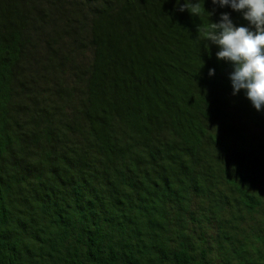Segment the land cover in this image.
<instances>
[{
	"label": "trees",
	"instance_id": "obj_1",
	"mask_svg": "<svg viewBox=\"0 0 264 264\" xmlns=\"http://www.w3.org/2000/svg\"><path fill=\"white\" fill-rule=\"evenodd\" d=\"M192 2L0 0V264H264V108L204 39L248 21Z\"/></svg>",
	"mask_w": 264,
	"mask_h": 264
},
{
	"label": "clouds",
	"instance_id": "obj_2",
	"mask_svg": "<svg viewBox=\"0 0 264 264\" xmlns=\"http://www.w3.org/2000/svg\"><path fill=\"white\" fill-rule=\"evenodd\" d=\"M213 4L230 5L234 10H242L248 26H236L228 13H221L219 22H211L205 29V37L218 46L217 59L231 63L229 73L233 94L245 90L252 106L260 111L264 108V0H212ZM179 3V0H177ZM202 8L198 2L180 4L179 10L187 9L199 16ZM210 15V13H209ZM214 69H209V75Z\"/></svg>",
	"mask_w": 264,
	"mask_h": 264
}]
</instances>
